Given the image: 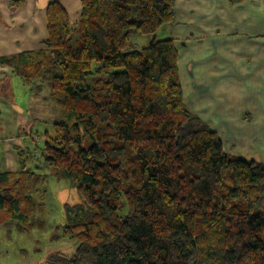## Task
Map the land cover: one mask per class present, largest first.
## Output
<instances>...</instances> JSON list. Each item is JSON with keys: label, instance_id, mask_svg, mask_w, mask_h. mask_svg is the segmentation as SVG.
<instances>
[{"label": "trees", "instance_id": "16d2710c", "mask_svg": "<svg viewBox=\"0 0 264 264\" xmlns=\"http://www.w3.org/2000/svg\"><path fill=\"white\" fill-rule=\"evenodd\" d=\"M175 14L176 0H81L72 20L51 0L45 47L0 57L62 115L36 148L77 187L65 231L78 245L49 263L264 264V162L227 153L188 107L172 37L131 44ZM26 149L0 171V223L44 198Z\"/></svg>", "mask_w": 264, "mask_h": 264}, {"label": "crops", "instance_id": "0c3cea01", "mask_svg": "<svg viewBox=\"0 0 264 264\" xmlns=\"http://www.w3.org/2000/svg\"><path fill=\"white\" fill-rule=\"evenodd\" d=\"M50 1L0 0V57L45 47ZM60 1L76 20L81 0ZM159 30L175 41L188 107L220 134L227 153L264 162V0H176L174 21ZM16 76L0 62V97L6 86L16 93ZM35 118L19 111L16 127ZM26 134L5 148L6 171L18 169Z\"/></svg>", "mask_w": 264, "mask_h": 264}, {"label": "rangeland", "instance_id": "374dc122", "mask_svg": "<svg viewBox=\"0 0 264 264\" xmlns=\"http://www.w3.org/2000/svg\"><path fill=\"white\" fill-rule=\"evenodd\" d=\"M71 19L75 20L73 17ZM162 31L158 30L151 35L132 32L131 44H148L154 36L162 38ZM16 80V93H13V88L6 86L2 88L0 97V170L9 168V156L5 148L10 139H15L17 134L25 130L26 150L31 155V160L27 161L28 168L46 174L47 180L42 191L44 198L36 196V211L29 213L27 221L12 217L0 223V258L7 264H51L49 257L56 254L71 255L78 245L76 238L65 231V205L79 203L80 196L77 187L69 180L51 174L40 149L36 148L43 145L46 131L53 132V123L62 118L61 111L51 101L47 102L44 93L35 95L22 84L21 78L16 76ZM24 110L33 112L36 118L26 126L17 128L16 114Z\"/></svg>", "mask_w": 264, "mask_h": 264}]
</instances>
